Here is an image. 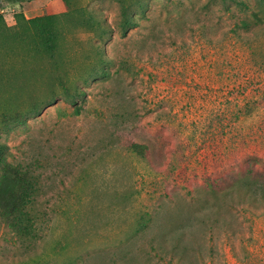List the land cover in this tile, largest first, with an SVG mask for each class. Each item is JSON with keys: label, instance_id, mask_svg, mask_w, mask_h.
<instances>
[{"label": "rangeland", "instance_id": "rangeland-1", "mask_svg": "<svg viewBox=\"0 0 264 264\" xmlns=\"http://www.w3.org/2000/svg\"><path fill=\"white\" fill-rule=\"evenodd\" d=\"M254 157L264 0L0 1V264H264V214L212 186Z\"/></svg>", "mask_w": 264, "mask_h": 264}, {"label": "trees", "instance_id": "trees-1", "mask_svg": "<svg viewBox=\"0 0 264 264\" xmlns=\"http://www.w3.org/2000/svg\"><path fill=\"white\" fill-rule=\"evenodd\" d=\"M1 1V0H0ZM22 2L24 0H13ZM234 1V0H233ZM240 4H243L240 1ZM56 16L49 15L45 17L26 20L38 33L41 41L39 44L46 52H53L56 49L58 34L55 29ZM250 25L243 23L241 27L248 28ZM256 158L261 166H264V160ZM254 158L249 160L247 165L253 166ZM222 176L223 174L220 173ZM220 179V180H219ZM213 179V193L218 197H223L232 209H241L252 214L262 211L264 214V174L260 177L256 176L252 171L238 176L231 174L230 178L221 177ZM19 180L11 177L5 178L0 185V213L5 216H13L21 206V196L17 193ZM25 202V200H24ZM219 223L225 224L226 218L220 217ZM186 234H180V239L187 240Z\"/></svg>", "mask_w": 264, "mask_h": 264}]
</instances>
